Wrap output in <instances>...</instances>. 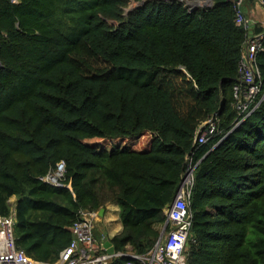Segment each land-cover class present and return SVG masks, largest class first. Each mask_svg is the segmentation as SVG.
Here are the masks:
<instances>
[{
	"label": "trees",
	"instance_id": "trees-1",
	"mask_svg": "<svg viewBox=\"0 0 264 264\" xmlns=\"http://www.w3.org/2000/svg\"><path fill=\"white\" fill-rule=\"evenodd\" d=\"M189 1L0 0V216L29 258L56 263L79 211L109 205L114 252L147 255L190 156L186 264H264V97L234 128L247 34L230 0ZM59 163L64 188L39 181Z\"/></svg>",
	"mask_w": 264,
	"mask_h": 264
},
{
	"label": "built area",
	"instance_id": "built-area-1",
	"mask_svg": "<svg viewBox=\"0 0 264 264\" xmlns=\"http://www.w3.org/2000/svg\"><path fill=\"white\" fill-rule=\"evenodd\" d=\"M235 7V23L246 32V40L242 46L239 61L238 84L233 88V108L237 115L234 128L238 127L247 117L253 114L260 105L264 93L262 80L257 66V54L264 50V33L249 36L250 24L240 9L241 0H230ZM16 2V0H12ZM264 10V0H255ZM216 117H211L200 126L194 144L201 146L217 135ZM186 167L181 177V184L174 201L165 208V224L152 250L145 256L131 253L106 254L103 245L94 239V224L98 212L79 211L77 221L70 228L72 240L60 254L54 264H111V260L126 257L125 264H186L185 250L190 241L192 213L190 196L193 187V174L196 165L190 157L186 158ZM65 167L59 163L55 170L39 178V181L56 188H64ZM15 219L13 216H0V264H47L34 261L17 249L14 239Z\"/></svg>",
	"mask_w": 264,
	"mask_h": 264
},
{
	"label": "crops",
	"instance_id": "crops-1",
	"mask_svg": "<svg viewBox=\"0 0 264 264\" xmlns=\"http://www.w3.org/2000/svg\"><path fill=\"white\" fill-rule=\"evenodd\" d=\"M240 9L244 18L249 21V36H252L253 34L264 33V10L256 4L255 0H241ZM111 213H115L117 216L112 217ZM118 213L119 210L115 205H109L103 210L102 218H106L107 223H110L109 229L111 235L107 234L108 230L106 228L104 232L99 230L97 231L94 225V239L98 245H103L105 241H109V238L120 233L121 224L118 220ZM98 221H96V223Z\"/></svg>",
	"mask_w": 264,
	"mask_h": 264
},
{
	"label": "water",
	"instance_id": "water-1",
	"mask_svg": "<svg viewBox=\"0 0 264 264\" xmlns=\"http://www.w3.org/2000/svg\"><path fill=\"white\" fill-rule=\"evenodd\" d=\"M191 3V5H190ZM139 4H136L134 2H130L128 8L125 11V15L132 11L133 9H135L136 7H138ZM185 6H187L189 8L190 11L196 10L197 8H206V7H211L212 6V2L209 1H200V0H193V1H189L185 4ZM103 215V209H100L99 211V216L102 217ZM103 248L106 252V254L108 255H113L114 254V249L111 245V243L109 241H105L103 244Z\"/></svg>",
	"mask_w": 264,
	"mask_h": 264
},
{
	"label": "rangeland",
	"instance_id": "rangeland-1",
	"mask_svg": "<svg viewBox=\"0 0 264 264\" xmlns=\"http://www.w3.org/2000/svg\"><path fill=\"white\" fill-rule=\"evenodd\" d=\"M190 5H191V3H190ZM187 157H190V156H187ZM190 158H191V157H190ZM14 202H15L14 198H11L10 201H9L11 207L13 206ZM115 206H116V205H115ZM111 215H112V217H113V216H117V214H115V213H111ZM98 220H99V221H98ZM96 221H98V222H97V223L95 222L94 225H95L97 231L99 230V231H103V232H104V230H105V228H106V229L108 230V231H107V234H108V235H111V233H110V229H109L110 223H107L106 218H102V217H99V216H98V218H97Z\"/></svg>",
	"mask_w": 264,
	"mask_h": 264
}]
</instances>
